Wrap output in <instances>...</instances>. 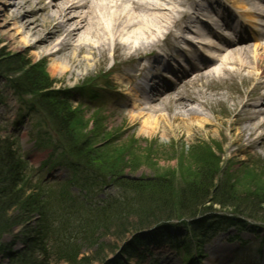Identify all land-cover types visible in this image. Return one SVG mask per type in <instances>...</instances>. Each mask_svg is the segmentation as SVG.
Returning a JSON list of instances; mask_svg holds the SVG:
<instances>
[{
    "label": "trees",
    "instance_id": "trees-1",
    "mask_svg": "<svg viewBox=\"0 0 264 264\" xmlns=\"http://www.w3.org/2000/svg\"><path fill=\"white\" fill-rule=\"evenodd\" d=\"M0 70L11 75L10 84L19 93L39 92L43 121L55 133L57 148L72 158L71 177L63 184H34L35 169L22 159L15 141L0 140V254L8 258L9 264H51L55 260L101 264L108 260V252L130 234L162 220L194 216L217 205L264 220V180L257 184L255 193L249 184V178L255 175L264 178V172L253 171L257 164L243 162L246 165L239 171L234 167L226 173L225 184L222 179L216 184L221 169L216 157L214 168L210 161L203 163L200 170H196L198 165H192V170L182 168L188 181L179 193L171 186L174 175L171 177L170 173L154 178H127L123 176L125 170L137 167L129 165L126 154L134 153L133 159L128 158L130 161L140 158L139 154L131 146L126 147L127 143L110 144L111 132L88 130L90 125L82 110L68 102L65 92L53 89L54 81L43 64L33 65L26 57L5 55L0 50ZM14 72L18 76L13 77ZM183 163L182 158L180 164ZM192 172L194 176H189ZM92 179H97L93 182L96 185H91ZM231 180L240 181L237 184ZM110 182L117 192L100 198L101 187ZM240 188H245L246 193H241ZM172 197L176 199L173 206ZM133 214L138 215V220L127 223L128 216ZM207 219L192 222L193 228L206 227ZM112 223L122 231L114 245L104 242L102 231ZM17 228L19 235H13L11 243H6L5 238ZM16 238L23 244L19 249L13 247Z\"/></svg>",
    "mask_w": 264,
    "mask_h": 264
},
{
    "label": "rangeland",
    "instance_id": "rangeland-1",
    "mask_svg": "<svg viewBox=\"0 0 264 264\" xmlns=\"http://www.w3.org/2000/svg\"><path fill=\"white\" fill-rule=\"evenodd\" d=\"M48 1L49 0L46 2ZM154 1L156 2L159 0ZM165 1L169 4V8L173 7L175 9L181 0ZM6 7L7 6L4 1L0 3V50H2V54L6 55L7 53H10V55L13 54L15 56L26 57L32 61L33 65H35V63L40 59L45 60L44 63L46 71L50 74L51 78L57 80V84L59 85L78 87L93 78L98 80V85L105 84L107 79L110 80V85L112 81L114 82V85H109L107 88L114 90L115 94L118 96H110L111 98L105 102L103 107L98 106L95 102H91L92 105L90 106L83 104L85 106L83 108L86 109V115L84 116L86 122L89 121L90 126L88 130L95 129L96 131H102V134L111 132L114 136H118V144L127 143L126 147H128V145L131 146L130 141H132L133 138L138 139V141L134 144L135 146L133 145V151H136V155L138 156L139 154L140 158H134V161H130L128 158L133 159L134 153H129L130 155L125 153L129 165L133 163L132 166L137 167L135 170L127 168L125 172L128 175L146 177L154 176L156 174L166 175L170 173L171 177L174 175V179L171 180V186L179 193V189L188 181L185 177H183L185 172H183L182 168H186V170L189 168V170H192V165H198L196 170H200V166L208 161L211 162L213 166L212 168L216 167L218 161L215 160L212 155L213 149L217 150L218 154H223L224 159L220 165H226L218 171L219 176L216 184L220 182L221 179L225 184L226 173H230V169H228L229 167H235V169L239 171L244 168L246 164H250L251 166L257 164L258 166H255L257 169H253V171L263 174L264 169H261V167L264 166V113H260L261 116L257 120V122L262 123V125H259L257 130H254L257 115L254 117V120L252 119L251 121L250 117L253 110L242 108V104L246 101V98L241 92V89H243L242 91H246L247 87L240 84L238 79L219 78L212 82H210V80H205L197 85L189 86L191 91L195 90L197 92L199 89L208 91V95L206 97L208 98L210 106L209 108H203L205 110L200 114V117L205 116L206 118H209V120L213 121L215 125L204 128L201 126L200 121L193 120L192 122H188L187 118H185V121L181 123L173 122V124L170 125L162 118L161 125L166 126L167 131L164 127H162L159 132L154 130L142 133L140 130L144 120L143 116L147 115L149 112V109L151 108L149 106L163 108V110H161L162 114L168 115L169 111L166 110L167 105L165 106V103H167L168 100H161L160 102L157 101L149 106L142 105L139 100H137V102L135 101V92L132 90L133 87L129 86L127 78L129 74L137 72L139 58L136 55V51H133L131 48H121L120 54L119 51H117L118 53L114 56V52L111 51L105 57H102L98 51V54L101 57L99 61H92V64H88V62L82 61L83 57L89 55V50H85V52L80 54L79 60L72 61L69 69L66 72L61 73L57 68L53 67V61L56 60V62H59L65 59V57L68 58V61L70 59L72 60L73 50L69 49L63 54L50 57L46 48H33L26 45L22 36L17 33L16 29H13L14 20L12 18H15V15H18L15 8L5 10ZM165 12L168 13L169 11ZM3 22L7 23L5 27L1 25ZM28 40L31 43L32 39L29 38ZM151 42H153V40H151ZM261 65L262 67L264 66V59L262 60ZM29 67H31V64ZM104 72H106V74L103 77L101 74H104ZM12 74L13 77L18 76L15 72ZM262 76L261 80L264 78V74H262ZM10 77L11 75L9 73L0 70V139L3 140V138L7 135L19 137L25 146V150L28 151V156L36 165H40L44 158L48 155L49 147H47L45 143L44 147H39V145L36 144V139L42 138L44 141H48L50 138L39 133L41 129H44L36 126V117L33 115V117L31 116L26 118L24 125H16V121L19 118L18 111L20 110V107H22L20 105L19 98L31 102L39 96V92H33V94L28 95H20L18 96L19 98L16 97L17 95H15L13 89L10 88L9 85L12 80ZM119 77L124 78L125 83H119ZM233 82L237 83L236 87H234L235 85ZM126 83L128 86L125 85ZM196 86L200 87L197 89ZM263 89L254 96L253 100H260L264 96ZM118 93L123 94V96H121L122 98L119 97L120 94ZM200 98L202 97L200 96ZM73 99L75 100V104L81 101L86 102L85 94L82 96L80 93H76L73 95ZM139 99L142 100L143 98ZM38 101L40 100H36L37 103H39ZM87 103H89V101ZM134 106L139 107V109H134ZM171 106L170 112L172 109L171 113H178L179 108L174 103H172ZM194 106H200L197 100L194 102L192 101L189 108ZM97 109H100L104 114L108 115L109 122L106 120V129L103 128L102 130H99V125L95 126L91 122L90 116L93 114L92 112ZM141 111L145 112V114L139 116ZM133 114H136V117H133ZM167 126L169 127L167 128ZM36 129L37 131L34 133L36 137H32L33 134L31 135L30 132ZM152 143L155 144L153 147L154 150L150 148ZM150 149L152 150L151 152L153 157H150L149 160L148 153ZM186 149L189 150L187 154L188 157H186ZM218 149L223 150L220 151ZM182 158L185 163H183V165L180 164ZM190 158L191 160L189 161ZM243 162L246 164H242ZM170 170L172 172H170ZM188 175L194 176L193 172ZM64 177L65 171L56 168L51 171L50 176H48L46 180L53 181ZM191 180H194V178H191ZM263 180V176L257 175H255L251 180L249 178V184L253 186L251 187L253 193L257 191V184ZM239 181L235 180L233 182L238 184ZM246 182H248V180H246ZM109 187H111V185ZM245 190V188H240L241 193L245 194ZM27 191L29 192L30 190L27 189ZM109 193L110 192L106 190V194ZM176 196L178 195L176 194ZM170 203L173 206V204L176 203V199L172 197L170 199ZM137 220L138 215L133 214L128 216V222H126L131 224ZM112 225L113 223L109 225L107 229H103L102 231L104 233V242L114 245L116 243L117 236H119V233H122V231L116 227L117 224ZM18 231L19 228L15 229V233L8 235L4 241L8 244L11 243L14 239L13 235L17 234ZM227 236L228 234L218 235L214 239L213 244L206 248V252L210 253L214 250V252L218 251L217 255L220 252L222 253L224 251V244H226L225 239ZM221 237L223 238L219 239ZM123 241L120 242L121 246ZM22 245L23 244L20 238H16L15 244L13 245L14 249H19ZM120 245L118 247H120ZM137 245V252L143 253L145 248L143 242H138ZM117 248L108 252V259L116 258L115 254ZM149 249L150 251L148 254L145 253L148 257L144 262H139L137 258H133L131 259V264H154L157 257H162L163 254L170 256L172 253L169 247L158 248V246H152ZM209 255H211L209 257L211 264H219L213 252ZM251 258L252 257H250L249 261H251ZM106 261L107 259L103 262ZM173 261L174 264H182L179 258H174ZM0 264H9L8 258L2 254H0ZM51 264L57 263L56 261H53ZM59 264L70 263L64 261ZM162 264L166 263L163 262Z\"/></svg>",
    "mask_w": 264,
    "mask_h": 264
},
{
    "label": "bare ground",
    "instance_id": "bare-ground-1",
    "mask_svg": "<svg viewBox=\"0 0 264 264\" xmlns=\"http://www.w3.org/2000/svg\"><path fill=\"white\" fill-rule=\"evenodd\" d=\"M3 1L7 6L5 10L15 8L18 15L12 18L14 20L13 29H16L17 33L22 36L26 45L33 48L44 47L50 57L63 54L69 49L73 50L72 60L68 61V58L65 57L59 62L53 61V67L57 68L61 73L69 69L72 61L79 60L80 54L85 52V50H89V55L83 57L82 61L88 62V64H92V61H99L101 58L99 54L102 57H105L111 51L115 55L118 53L117 51L120 54L121 48H131L136 51L140 62L137 65L138 70L145 69V61L158 64L159 58H161V55L157 53L160 41L155 38L163 31L165 23L167 24L172 18L169 12H165L167 11L166 7L169 6L165 0L156 1L157 3H153L150 0H49L48 2H46L47 0H0V3ZM239 2L244 1L239 0ZM240 4L245 7V4ZM6 24L3 22L1 25L5 27ZM29 38L32 39L31 43L28 40ZM156 54H158L157 58L154 57ZM262 58H264V43L261 44V42H258L253 47L242 46L233 48L232 51L228 50L225 59L228 62L235 61V66L230 68L225 66V72L221 77L232 78L233 75H238L247 68L249 70L253 68V71L260 72ZM214 70H217V68H214ZM188 77L190 78L182 81L186 82L183 86V91L180 92L179 90L181 84L176 85L174 88L178 90V93L176 96L170 97L165 103V106L167 105L166 110L169 111L168 115L161 113L163 108L151 106L147 115L143 116L144 120L140 132L146 133L154 130L159 132L162 127L166 129V126L161 125L162 118L170 125L173 122L181 123L185 121V118H187L188 122L193 120L200 121L201 126L204 128L215 125L209 118L200 117V114L205 110L203 108H209L210 106L206 97L208 91L199 89L195 92L196 96H192L185 90L186 85L200 80L203 74L196 76L188 74ZM123 80L124 78L119 77L118 82L125 83ZM160 95L155 98V101H161L162 97ZM196 98L200 104V109L189 108L191 105L189 101H195ZM171 103H176L180 109L178 113H171L172 109L170 112ZM250 105L253 107L257 106L256 103ZM38 107L31 106L30 108ZM245 107L248 108V104H245ZM260 113H264V108L252 113L250 117L252 121L257 115L254 130H257L259 125H262V123L257 122L261 116ZM143 114L145 112L141 111L139 116ZM133 117H136V114H133ZM12 137H15L19 147H22L17 136ZM57 147V141H54L52 148ZM64 168L63 170L65 171L69 169L67 165ZM126 177L128 178V176ZM178 226L182 228L178 230L180 233H186L185 239L194 241L186 227L179 224ZM146 228H148L152 236L159 237L161 235L162 229L157 223L151 224ZM137 240L145 245L144 252L138 254V261L144 262L148 257L145 253L148 254L149 246L144 243L143 239L139 238ZM137 250V242L131 244L127 250L130 253L129 258H135ZM164 256L165 254L162 255V257ZM162 257H157L155 263L161 264ZM123 262L120 261V263Z\"/></svg>",
    "mask_w": 264,
    "mask_h": 264
}]
</instances>
